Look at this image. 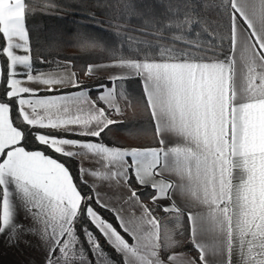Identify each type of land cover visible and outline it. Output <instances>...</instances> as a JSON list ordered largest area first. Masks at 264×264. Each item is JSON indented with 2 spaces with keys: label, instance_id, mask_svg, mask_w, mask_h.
<instances>
[{
  "label": "snow or ice",
  "instance_id": "obj_1",
  "mask_svg": "<svg viewBox=\"0 0 264 264\" xmlns=\"http://www.w3.org/2000/svg\"><path fill=\"white\" fill-rule=\"evenodd\" d=\"M216 7L227 20L223 34L192 33L202 23L195 5L176 0L160 27L140 30L153 39L129 37V55L113 48L108 62L79 69L72 59L41 56L49 68L37 70L27 26L34 0H0V234L11 243L37 235L45 264H117L92 229L120 264H264V0ZM75 41L85 53L102 47L83 32ZM109 69L119 72L91 86L79 78ZM130 79L140 82L137 102L155 146L105 143L124 123L113 118L123 114L120 102L131 106L122 83ZM29 142L44 150H29ZM97 181L127 195L112 203ZM138 188L151 190L156 208ZM18 208L31 224L17 222ZM185 244L197 255L176 251Z\"/></svg>",
  "mask_w": 264,
  "mask_h": 264
},
{
  "label": "trees",
  "instance_id": "obj_2",
  "mask_svg": "<svg viewBox=\"0 0 264 264\" xmlns=\"http://www.w3.org/2000/svg\"><path fill=\"white\" fill-rule=\"evenodd\" d=\"M33 2V0H30ZM176 0H34L37 11L34 15L27 18V26L31 34L32 57L33 60H39L44 57L47 60L59 59L64 61L72 59L79 69L87 63H97L108 61L107 50L119 48L125 56L130 54L129 37L138 39H153L151 36H141L140 30L155 31L160 27L168 17L169 4H174ZM46 3L56 5L54 8H45ZM195 5L194 18L201 21V24L192 26V33L199 32L202 27H207L209 31H216L223 34L227 20L216 5L219 0H192ZM102 22L97 25V22ZM155 25L156 27H153ZM78 32L86 33L95 37L97 43L102 47L97 48L91 53L82 52L76 44L75 37ZM120 35L117 36L116 33ZM165 35H170L165 32ZM201 39L208 40L207 33H203ZM212 55L211 52L208 53ZM0 60H3L0 57ZM42 68H49V65L42 64ZM80 80L86 85L91 86L100 80L105 79L100 76L88 78L82 73ZM6 79V63L5 76ZM126 91L129 93L131 106H127L121 101L123 114L114 115L113 118L123 121V125L113 127L105 137V143L117 147H137V146H155L152 139V127L144 113L143 105L137 102V98L142 95L140 82L136 79H130L122 82ZM3 91V84L0 83V92ZM96 93H93L95 96ZM15 116V112L12 113ZM147 129V132L143 130ZM31 139V138H30ZM29 150H35L42 146L28 143ZM47 154L54 155L48 151ZM61 159L63 158L56 157ZM76 182L79 183V173L77 172V162L67 161ZM133 185L135 180L133 179ZM83 187V186H82ZM143 193L145 203L150 207L156 208V205L150 203L148 197L151 194L150 189L138 188ZM102 215L110 220L114 225L116 221L111 213L98 209ZM157 215H163L157 208ZM89 227H91L89 225ZM93 232L100 239V243L114 259L120 264V257L107 245L104 238L100 236L95 229ZM81 241L84 238L81 235ZM181 239V237H177ZM85 250L88 246L84 243ZM177 252H185L191 256H196V252L191 245L185 244L176 249ZM59 255V253H57ZM88 258L92 260L91 253L88 252ZM92 264L95 261L92 260Z\"/></svg>",
  "mask_w": 264,
  "mask_h": 264
},
{
  "label": "crops",
  "instance_id": "obj_3",
  "mask_svg": "<svg viewBox=\"0 0 264 264\" xmlns=\"http://www.w3.org/2000/svg\"><path fill=\"white\" fill-rule=\"evenodd\" d=\"M18 54H22V53H18ZM106 62L108 61L97 62V63H106ZM33 64H34V68L37 70H48V68L41 67L42 64L39 62V60H33ZM117 72H119L118 69L101 70L94 76L107 78L109 75L116 74ZM21 79H23V77H21ZM27 86L32 88L42 87V85H38L35 83H29ZM114 115H119V114L114 113ZM172 142L173 143L175 142V138H173ZM84 166L92 167L93 165L92 162H85ZM88 180L89 183L91 184L94 178L92 176H89ZM96 190L99 191L105 199H110L112 203H116V198L118 196H121L122 194L127 195L126 189L120 188L119 190H117L116 188L110 186L107 182L100 183L99 181H97ZM125 208H127V205H125ZM16 220L18 223H23L26 226L31 224V221L25 219L24 213L19 208L17 209ZM181 253H185V252H181ZM46 256H47L46 249L37 235L21 234L19 239L15 243H11L9 241V236L7 231L4 234H0V264H45Z\"/></svg>",
  "mask_w": 264,
  "mask_h": 264
},
{
  "label": "rangeland",
  "instance_id": "obj_4",
  "mask_svg": "<svg viewBox=\"0 0 264 264\" xmlns=\"http://www.w3.org/2000/svg\"><path fill=\"white\" fill-rule=\"evenodd\" d=\"M106 251V250H105ZM108 253V252H107ZM109 255V254H108ZM110 256V255H109ZM89 259V258H88ZM114 260V259H113Z\"/></svg>",
  "mask_w": 264,
  "mask_h": 264
}]
</instances>
